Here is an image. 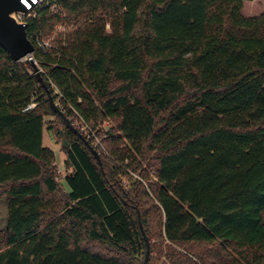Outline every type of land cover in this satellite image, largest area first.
Returning a JSON list of instances; mask_svg holds the SVG:
<instances>
[{
    "label": "trees",
    "instance_id": "trees-1",
    "mask_svg": "<svg viewBox=\"0 0 264 264\" xmlns=\"http://www.w3.org/2000/svg\"><path fill=\"white\" fill-rule=\"evenodd\" d=\"M55 1L63 18L26 19L40 77L0 48V264H143L144 237L147 264H264V11ZM50 116L63 178L43 145Z\"/></svg>",
    "mask_w": 264,
    "mask_h": 264
},
{
    "label": "water",
    "instance_id": "water-1",
    "mask_svg": "<svg viewBox=\"0 0 264 264\" xmlns=\"http://www.w3.org/2000/svg\"><path fill=\"white\" fill-rule=\"evenodd\" d=\"M20 1L21 0H0V48L7 53L13 62L24 60L23 64L25 68L32 71L37 77H40L41 70L32 57L35 48L26 34L27 25L25 22L19 23L14 17L15 14L26 16L28 13L21 5ZM40 81L42 82L41 79ZM48 100L52 110L63 119L66 126L73 131V133L79 134V132L71 125L70 121L64 116V113L56 106L50 95H48ZM60 135H62V133H60ZM62 143L65 148L68 147V144L65 141ZM86 145L88 144L86 143ZM90 149L93 155L98 159L97 152L92 148ZM144 241L146 244V252L143 264H147L149 244L145 237Z\"/></svg>",
    "mask_w": 264,
    "mask_h": 264
},
{
    "label": "rangeland",
    "instance_id": "rangeland-1",
    "mask_svg": "<svg viewBox=\"0 0 264 264\" xmlns=\"http://www.w3.org/2000/svg\"><path fill=\"white\" fill-rule=\"evenodd\" d=\"M262 11H264V0H253L251 2H245L243 4L242 15L254 16V15H258ZM57 31H63V30L57 29ZM53 37H54V35H52L51 39H53ZM23 61L24 60H22L20 62L23 63ZM55 104L61 110V106H60L59 102L55 101ZM45 120L50 121L49 124L53 128H52V130H50L48 132L46 130H44L43 145H44V147L53 151V153L55 154L57 173L60 175V178H63V176L66 174V170H67L66 167H64V165H63V161L65 160L66 156H65V154L62 150V147H61V139H59L58 136L56 135V129L60 128L61 126H60V123L57 122V120H55L54 117H51V116L46 117ZM73 124L77 129H79V131L82 133V135H84L87 139L93 138L94 139V145L100 144L102 146L101 138L96 136L95 133L92 131H91V133H88L86 128H83L80 125V123L77 121V119L73 120ZM110 126L115 128V124L111 121H106V122L102 123L99 127L103 128V127H110ZM115 164H117V163H115ZM125 164H127V162H125ZM123 168L125 169L124 166H123ZM126 171H128V170H126ZM131 176L134 179H137V180L140 179L135 174H131ZM60 183L64 189H67V187H65V184H64L62 179L60 180ZM122 184L124 185L125 189H127L129 187L128 185H130L128 180H126L125 178L122 179ZM6 218H7V199H6V197L3 196L0 198V230H2L5 227Z\"/></svg>",
    "mask_w": 264,
    "mask_h": 264
},
{
    "label": "built area",
    "instance_id": "built-area-1",
    "mask_svg": "<svg viewBox=\"0 0 264 264\" xmlns=\"http://www.w3.org/2000/svg\"><path fill=\"white\" fill-rule=\"evenodd\" d=\"M20 3L24 7V9L27 10L28 13L26 16L15 14L14 17L19 23H24V22L26 23V19H29L30 17H35L36 11L42 7L48 8L49 12L52 15H59L60 18L64 17V14L61 8L59 7V5L56 3L55 0L51 1V3L49 0H21ZM57 29L64 31L67 28L59 26ZM37 46L44 51L48 50L51 48V39L37 41ZM33 107H34V104H31L27 109H30ZM89 133H91V131ZM94 148L101 149L103 151V147L100 144L94 145Z\"/></svg>",
    "mask_w": 264,
    "mask_h": 264
}]
</instances>
